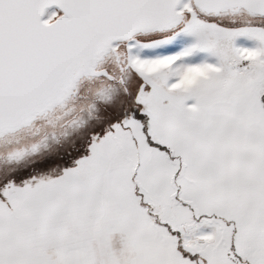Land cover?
<instances>
[{
    "label": "snow or ice",
    "instance_id": "obj_1",
    "mask_svg": "<svg viewBox=\"0 0 264 264\" xmlns=\"http://www.w3.org/2000/svg\"><path fill=\"white\" fill-rule=\"evenodd\" d=\"M0 264H264V0H0Z\"/></svg>",
    "mask_w": 264,
    "mask_h": 264
}]
</instances>
